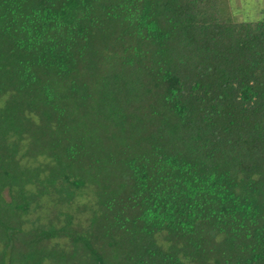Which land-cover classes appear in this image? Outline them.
<instances>
[{
	"label": "trees",
	"instance_id": "1",
	"mask_svg": "<svg viewBox=\"0 0 264 264\" xmlns=\"http://www.w3.org/2000/svg\"><path fill=\"white\" fill-rule=\"evenodd\" d=\"M0 264H264V12L0 0Z\"/></svg>",
	"mask_w": 264,
	"mask_h": 264
},
{
	"label": "rangeland",
	"instance_id": "2",
	"mask_svg": "<svg viewBox=\"0 0 264 264\" xmlns=\"http://www.w3.org/2000/svg\"><path fill=\"white\" fill-rule=\"evenodd\" d=\"M225 17L232 21H256L264 12V0H221Z\"/></svg>",
	"mask_w": 264,
	"mask_h": 264
}]
</instances>
